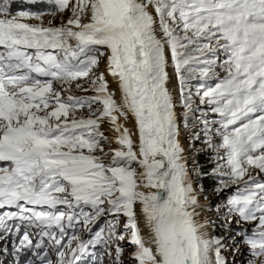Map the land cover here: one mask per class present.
<instances>
[{
	"label": "snow or ice",
	"instance_id": "6c2138e0",
	"mask_svg": "<svg viewBox=\"0 0 264 264\" xmlns=\"http://www.w3.org/2000/svg\"><path fill=\"white\" fill-rule=\"evenodd\" d=\"M13 2L0 0V241L23 231L13 249L39 264H77L90 248L92 264L113 250L121 264L125 241L137 264H228L235 237L200 219L211 206L198 200L200 173L181 144V123L199 139L198 123L225 161L216 191L238 186L220 226L231 232L233 214L258 221L244 240L264 257V0H26L41 7L15 12ZM58 13L59 24L44 23ZM197 78L215 81L195 92L207 111L188 89Z\"/></svg>",
	"mask_w": 264,
	"mask_h": 264
},
{
	"label": "rangeland",
	"instance_id": "374dc122",
	"mask_svg": "<svg viewBox=\"0 0 264 264\" xmlns=\"http://www.w3.org/2000/svg\"><path fill=\"white\" fill-rule=\"evenodd\" d=\"M28 7L32 8L33 10H38L41 7V5L40 4L27 5L26 0H20V1H18V3L16 5H12V9L14 12L18 11V10H24ZM43 7L46 8L47 5L44 4ZM68 15H69V13L65 12L62 15L63 20H67ZM49 19H52L54 24H59V22L61 20V14L58 13L55 18H51V17H48L46 15L44 17V23L46 24ZM24 22L37 23V21H35V20H27ZM217 72H218L219 76H221V77L224 75V72L222 70H220L219 68L217 69ZM212 81H213V83L215 82L214 80H212ZM56 87H59V86L57 85ZM72 94L83 95L84 93H81V92L73 89ZM92 94L93 93H90V94L87 93V95H92ZM64 95H67V93H64ZM115 98L117 99V94H116ZM117 100L119 101V99H117ZM201 106L205 107L204 105H201ZM177 111L179 113L181 110H177ZM218 118H219L218 115L213 114L210 111L208 112L207 119L218 120ZM120 121H121V119H120ZM128 125L130 127H132L129 123H128ZM211 126L213 128L214 125H211ZM181 130H182L181 144L183 147L185 145L184 148H187V150L185 149L184 155L187 157L188 166L191 169L193 167V161L196 162L195 153L191 150V146H190L192 139L189 135L188 130H185V132L183 131L184 129H183L182 123H181ZM186 134H188V135L186 136ZM224 163L225 162H222V164H224ZM195 166L197 168V164H195ZM192 179H193L194 187L196 188L197 193H198V200H199L200 204L205 205V206H208V205L211 206L210 211L207 209V207L205 208V211L201 214L200 219L203 220L205 217H208L212 221L215 222L214 225H216L218 223H220V225L225 224L226 220L224 219V216L221 213H227V206H226L227 205V199L229 196H231L232 191H233V190H230L231 187L224 188L222 191L216 192L215 195L213 194L211 196L205 197V195H203L204 194L203 191L201 192V186L199 185V182H200L199 181L200 180L199 175L193 174ZM218 206L220 207L219 211L217 210ZM197 210L199 211V209H197ZM230 219L232 220V223L230 225V228L232 229V231L228 232L227 235L234 236L236 243H231L230 241H226V243L230 244V247L227 251H222V255L225 256L226 260L228 261V264H262V260H264V257H261L258 254H255L258 252V250H254V253H253V250L251 249V247L244 240L245 235L253 234V232L249 229V224L241 226L240 221H239V223H237L239 218L236 217L235 214H233V216ZM214 225H210L212 229H213ZM222 230L225 231L224 228ZM256 230H258V227ZM78 232L80 235L83 236V238H85V239L89 238L88 234L85 233L82 228L78 229ZM211 232H212V230H211ZM237 232H239L241 234L236 235ZM133 252H134V249H133L132 245L128 244L125 241L124 242V251L121 255V264H135V260L130 258L131 254ZM50 254H51L52 259L55 260L56 259L55 252L51 251ZM89 257L91 258L90 254H89ZM114 257H115L114 250H113L111 256H109L107 254H102L104 264H112V260L114 259ZM87 264H92V259H90Z\"/></svg>",
	"mask_w": 264,
	"mask_h": 264
},
{
	"label": "trees",
	"instance_id": "16d2710c",
	"mask_svg": "<svg viewBox=\"0 0 264 264\" xmlns=\"http://www.w3.org/2000/svg\"><path fill=\"white\" fill-rule=\"evenodd\" d=\"M207 81L209 80L201 81L199 78L189 81L188 89H190L191 92L193 93V99L195 103L198 97L195 95V92H196V90H194L195 88H192V87L197 84H200L201 82H207ZM205 85H208V84L205 83ZM86 114L87 112H84V115ZM190 123L192 122L190 121ZM198 125H202V124H198ZM204 145L206 144H204L202 138L192 139V148L194 151L199 153L196 156L198 171L200 173L199 174V177H200L199 185L203 189V193L206 197V196H211L213 194L214 195L216 194L217 192L216 189L220 186V178L218 176L213 175V170L217 167V164H219V160L216 159L212 161L211 159H209L208 155L206 154ZM222 229L223 228L219 225L215 226L213 228L212 235H217V236L227 235L228 232L223 231Z\"/></svg>",
	"mask_w": 264,
	"mask_h": 264
},
{
	"label": "bare ground",
	"instance_id": "6f19581e",
	"mask_svg": "<svg viewBox=\"0 0 264 264\" xmlns=\"http://www.w3.org/2000/svg\"><path fill=\"white\" fill-rule=\"evenodd\" d=\"M16 8V7H15ZM104 67V65L102 64L101 65V68H103ZM169 71H171V69H169ZM108 81H109V86L111 87V89H112V91L113 92H115V90H116V85H115V83L112 81V79H111V77H108ZM170 87H171V85H170ZM115 89V90H114ZM116 94H117V99H119L120 97H119V93L118 92H115ZM175 94L176 95H178L179 93H178V91H177V87H176V89H175ZM120 119H121V121H120ZM119 122L120 123H123V124H125V126L126 127H129L131 130H132V132H133V136H132V138H133V140L135 141V142H137L138 143V133L135 131V127H134V124L133 123H129L132 127H130L129 125H128V123H126L125 121H124V118L123 117H120L119 118ZM101 129H102V131H105L110 137L112 136V133L111 132H109L108 130H109V124H108V122L105 120L104 122H102L101 123ZM182 131V130H181ZM184 131V130H183ZM185 132V131H184ZM188 134H186V136H187ZM181 138V140H182V136L180 137ZM111 147L112 148H115V147H118V145H116L115 144V142H114V140L112 141V143H111ZM184 147H185V145H184ZM107 148H108V145H106L105 146V149L107 150ZM186 150H187V148H185ZM100 154V153H99ZM98 154V155H99ZM110 157H104V159L107 161L108 159H109ZM211 230H212V228H211V226H209V229H208V231L211 233ZM141 235L142 236H144V238L146 239L145 241H146V243L148 242V236H147V229H146V227L142 224L141 225ZM5 259H1L0 261H4ZM5 263H6V261H5Z\"/></svg>",
	"mask_w": 264,
	"mask_h": 264
}]
</instances>
